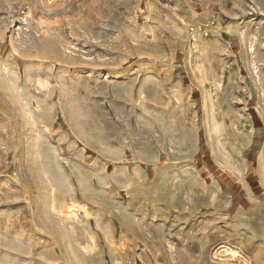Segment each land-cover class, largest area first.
<instances>
[{"label": "rangeland", "instance_id": "374dc122", "mask_svg": "<svg viewBox=\"0 0 264 264\" xmlns=\"http://www.w3.org/2000/svg\"><path fill=\"white\" fill-rule=\"evenodd\" d=\"M264 264V0H0V264Z\"/></svg>", "mask_w": 264, "mask_h": 264}, {"label": "built area", "instance_id": "2783aa9c", "mask_svg": "<svg viewBox=\"0 0 264 264\" xmlns=\"http://www.w3.org/2000/svg\"><path fill=\"white\" fill-rule=\"evenodd\" d=\"M131 263V258L127 257V260L125 261V264H130Z\"/></svg>", "mask_w": 264, "mask_h": 264}]
</instances>
